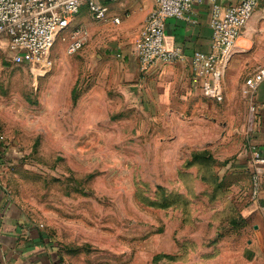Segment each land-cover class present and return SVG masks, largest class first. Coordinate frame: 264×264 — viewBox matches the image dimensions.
Masks as SVG:
<instances>
[{
	"label": "rangeland",
	"instance_id": "374dc122",
	"mask_svg": "<svg viewBox=\"0 0 264 264\" xmlns=\"http://www.w3.org/2000/svg\"><path fill=\"white\" fill-rule=\"evenodd\" d=\"M255 16L264 20V0ZM93 24L74 17L32 65L11 64L0 40V140L11 154L0 183L23 224L62 264H264V208L252 200L250 166L193 151L205 131L221 134L213 118L224 103L203 94L187 108L130 90L119 52ZM77 26L89 39L71 55Z\"/></svg>",
	"mask_w": 264,
	"mask_h": 264
},
{
	"label": "crops",
	"instance_id": "0c3cea01",
	"mask_svg": "<svg viewBox=\"0 0 264 264\" xmlns=\"http://www.w3.org/2000/svg\"><path fill=\"white\" fill-rule=\"evenodd\" d=\"M106 3L110 13L108 23L112 24L94 26L93 18L85 6L81 9L78 20L86 27L93 24V35L100 31L103 38L112 42V49L119 52L120 82L129 84L130 90H136L140 94L143 92L151 100H173L175 106L196 109L202 100L203 92L202 80L194 72L192 58L197 52L212 51L209 6H193L183 19L167 20L165 42L170 48H181L183 59L176 63L157 62L150 70L143 72L135 53V44L149 14L156 7L155 0ZM112 18H118L120 25H113ZM84 26L77 27L85 28ZM263 66L264 20L255 16L243 29L226 72L223 102L225 111L223 115L217 114L213 118L214 126H223L221 134L216 140L215 134L206 139L205 131L200 137L201 142L205 141V144L194 148L193 151L221 154L223 159L236 155L234 162L237 169H245L251 165V145L256 146L264 155V82L259 85L252 100L243 93L245 81L256 69ZM251 104L256 107L257 116L254 131L248 133L245 112ZM240 107L243 114L241 119H238L235 112ZM203 116L202 123L209 124V117ZM234 133H237V136H234ZM242 135L246 139L245 143H235L234 140L242 138ZM8 151L6 143L0 140V171L2 165L10 161L11 154ZM263 195L261 201H264ZM261 201L259 206L263 208ZM40 235L37 230L23 224L17 208L0 183V264H58L56 250Z\"/></svg>",
	"mask_w": 264,
	"mask_h": 264
},
{
	"label": "built area",
	"instance_id": "2783aa9c",
	"mask_svg": "<svg viewBox=\"0 0 264 264\" xmlns=\"http://www.w3.org/2000/svg\"><path fill=\"white\" fill-rule=\"evenodd\" d=\"M110 3L125 0H0V40L8 41L13 65H32L48 56L57 38L69 30L73 18L86 6L96 21H110ZM156 7L149 14L135 44V53L143 72L157 62L176 63L183 59L181 48H170L165 42L166 21L181 20L193 6L208 5L209 25L212 32V51L197 52L192 58L196 76L202 80L204 96L217 103L225 101L224 80L233 50L242 31L261 0H155ZM120 24L118 18H112ZM88 31L74 27L68 44L73 55L88 42ZM264 82V66L245 81L243 93L253 99L259 85ZM257 110L249 107L247 132L254 131ZM251 196L258 202L263 194L264 155L251 145Z\"/></svg>",
	"mask_w": 264,
	"mask_h": 264
},
{
	"label": "trees",
	"instance_id": "16d2710c",
	"mask_svg": "<svg viewBox=\"0 0 264 264\" xmlns=\"http://www.w3.org/2000/svg\"><path fill=\"white\" fill-rule=\"evenodd\" d=\"M261 206L264 208V201H261ZM40 236H41V238H44V237H42V235H40ZM58 264H62L61 261L58 262Z\"/></svg>",
	"mask_w": 264,
	"mask_h": 264
},
{
	"label": "bare ground",
	"instance_id": "6f19581e",
	"mask_svg": "<svg viewBox=\"0 0 264 264\" xmlns=\"http://www.w3.org/2000/svg\"><path fill=\"white\" fill-rule=\"evenodd\" d=\"M233 52H234V50H233ZM44 59H45V58H44ZM44 59H43V60H44ZM41 61H42V60H41Z\"/></svg>",
	"mask_w": 264,
	"mask_h": 264
}]
</instances>
